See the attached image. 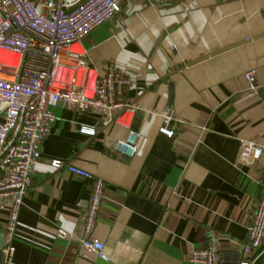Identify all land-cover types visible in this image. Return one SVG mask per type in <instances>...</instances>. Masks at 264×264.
Returning a JSON list of instances; mask_svg holds the SVG:
<instances>
[{
	"label": "crops",
	"instance_id": "0c3cea01",
	"mask_svg": "<svg viewBox=\"0 0 264 264\" xmlns=\"http://www.w3.org/2000/svg\"><path fill=\"white\" fill-rule=\"evenodd\" d=\"M118 17L121 25L106 20L81 45L99 74L124 72L117 99L137 106L136 152L124 159L112 150L126 130L102 115L56 106L18 211L11 264H193L188 255L211 233L221 264H240L264 178V0H124ZM166 110L171 138L157 132ZM241 141L262 154L238 162ZM52 160L103 182L92 236L108 261L78 248L91 181L51 168ZM4 221L0 212L1 229Z\"/></svg>",
	"mask_w": 264,
	"mask_h": 264
},
{
	"label": "built area",
	"instance_id": "2783aa9c",
	"mask_svg": "<svg viewBox=\"0 0 264 264\" xmlns=\"http://www.w3.org/2000/svg\"><path fill=\"white\" fill-rule=\"evenodd\" d=\"M124 0H0V53L15 56L14 64L0 60V212L5 214L2 264H11V240L22 200L40 155V145L55 121L52 110L58 105L78 111H93L104 117V125L126 130V136L113 142L112 150L121 158H131L137 148L138 134L131 127L137 111L135 104L117 99L128 80L121 70L109 69L99 74L86 61L82 39L106 20L117 19ZM171 50L173 47L171 46ZM247 96L256 95L255 71L243 74ZM157 128L166 138L173 135L168 124V110L160 116ZM93 135V130L80 128ZM263 150L250 142L239 143L238 162H251ZM53 169L62 166L78 178L91 181L89 199L79 217L78 248L95 259L106 262L104 244L92 236L97 219L103 182L87 172L52 160ZM61 229L55 237L67 238ZM220 237L211 233L206 246L193 250L188 261L193 264H221ZM264 242V178L253 212L246 227V241L241 246L244 261L253 264Z\"/></svg>",
	"mask_w": 264,
	"mask_h": 264
},
{
	"label": "trees",
	"instance_id": "16d2710c",
	"mask_svg": "<svg viewBox=\"0 0 264 264\" xmlns=\"http://www.w3.org/2000/svg\"><path fill=\"white\" fill-rule=\"evenodd\" d=\"M261 250H263V252L259 254ZM256 254H259V256L253 262V264H264V242L262 243L261 247L258 248V250L256 251Z\"/></svg>",
	"mask_w": 264,
	"mask_h": 264
},
{
	"label": "bare ground",
	"instance_id": "6f19581e",
	"mask_svg": "<svg viewBox=\"0 0 264 264\" xmlns=\"http://www.w3.org/2000/svg\"><path fill=\"white\" fill-rule=\"evenodd\" d=\"M15 56L13 54H10V53H6V52H2L0 53V60L1 61H9L11 64H14V59Z\"/></svg>",
	"mask_w": 264,
	"mask_h": 264
},
{
	"label": "water",
	"instance_id": "95a60500",
	"mask_svg": "<svg viewBox=\"0 0 264 264\" xmlns=\"http://www.w3.org/2000/svg\"><path fill=\"white\" fill-rule=\"evenodd\" d=\"M171 101V87L169 88V98H168V103ZM3 244V229L0 228V264H2V251H1V246Z\"/></svg>",
	"mask_w": 264,
	"mask_h": 264
}]
</instances>
